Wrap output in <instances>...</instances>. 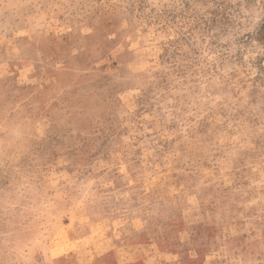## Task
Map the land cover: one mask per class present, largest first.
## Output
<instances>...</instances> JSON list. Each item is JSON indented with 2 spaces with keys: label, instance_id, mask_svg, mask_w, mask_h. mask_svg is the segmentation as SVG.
<instances>
[{
  "label": "rangeland",
  "instance_id": "374dc122",
  "mask_svg": "<svg viewBox=\"0 0 264 264\" xmlns=\"http://www.w3.org/2000/svg\"><path fill=\"white\" fill-rule=\"evenodd\" d=\"M0 264H264V0H0Z\"/></svg>",
  "mask_w": 264,
  "mask_h": 264
}]
</instances>
